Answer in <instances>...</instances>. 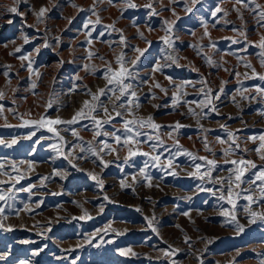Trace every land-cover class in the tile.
Instances as JSON below:
<instances>
[{
	"label": "rangeland",
	"instance_id": "374dc122",
	"mask_svg": "<svg viewBox=\"0 0 264 264\" xmlns=\"http://www.w3.org/2000/svg\"><path fill=\"white\" fill-rule=\"evenodd\" d=\"M246 2L0 0V194L11 197L0 201V264H264V199L260 181L252 183L264 169V148L256 151L264 80L252 72L264 75L257 46L264 0ZM121 53L139 98L132 116L120 108L115 116L108 93L100 103L114 119L95 139L91 119L30 123L70 120L105 87ZM209 88L212 104L201 108ZM94 115L107 119L99 108ZM149 116L161 127L135 126L145 135L126 145L123 121ZM176 122L183 127H169ZM241 159L257 167L237 188L230 170L242 166L225 161Z\"/></svg>",
	"mask_w": 264,
	"mask_h": 264
},
{
	"label": "snow or ice",
	"instance_id": "6c2138e0",
	"mask_svg": "<svg viewBox=\"0 0 264 264\" xmlns=\"http://www.w3.org/2000/svg\"><path fill=\"white\" fill-rule=\"evenodd\" d=\"M111 2V0H110ZM194 2H196V0H194ZM248 2H251V0H248ZM237 4H242L244 7L248 6V3L246 2V0H236ZM75 6V5H74ZM134 6V5H131ZM257 8H259V5H256ZM255 10V9H253ZM8 11L10 12H17L18 9L16 7H11L8 9ZM46 11V9L41 8L39 10L38 16H43L44 12ZM190 11V9H189ZM220 9L217 8L215 12L212 13L213 16L216 15V12H219ZM259 17L260 19L257 21V23L261 26L264 27V11H261L259 13ZM71 22V21H69ZM98 22V21H97ZM85 27H87V25H85ZM208 33L205 32V35H207ZM243 35V33H241ZM142 37V34H141ZM143 38V37H142ZM162 39L165 40L166 43H168L169 45H171V40H169L168 37H163ZM246 39V36H245ZM121 42H124V38H121ZM239 41H233V43H238ZM150 43V42H148ZM259 48L264 49V36L261 37L260 41L258 42L257 45ZM16 51H19V49H16ZM135 51L137 53H139L140 55H143V52L145 50L140 49V48H136ZM90 56L92 55L91 53L89 54ZM259 57H260V62H261V66L264 67V51H262L261 53H259ZM21 60H26L27 57L21 56L20 57ZM139 60V56H137L135 61H132V64L135 65L136 62ZM206 62L211 64L212 61L210 58L206 59ZM116 63L119 65L118 69H112L110 66L108 67L107 72L104 75V79L106 80V85L104 88H100L98 89V93L97 94H91V101L89 100H85L83 102V106L81 107V109H79L74 115L73 117L68 120V121H63L59 118L55 119V120H48L46 118H41L40 121H32L30 123H39L41 126H45L47 125H59L62 123H66V124H76L78 123L80 120L82 119H91L96 127V131L94 132V139L95 137L100 136L102 133L99 131V129L103 128L104 124L107 123H111L112 119H114V117L109 113V109L104 106L102 103H100V97L102 96H106L108 93H112V96L109 97V99L113 100V111H115V116H122L123 113L116 110L117 108L120 109H124L128 115L132 116L133 112H132V106L134 105L136 108L140 107L139 104V98L137 96V92L135 90H133L132 88V84L128 83L126 81H129L132 76L133 73L125 66L124 64V54L121 53L120 55L117 56L116 58ZM247 67L251 68V64H247ZM29 69L31 70V65L29 64ZM161 67L160 65H157L155 68H153V72L156 71H160ZM253 72V77L255 76H259L260 80H264V75H259L255 72V69H252ZM5 75H7V72L5 73ZM239 75V74H237ZM156 88H160L161 91H165L163 88H161V85L159 83H156L154 85ZM33 88L36 87L35 83H33L32 85ZM203 91V89L201 90ZM220 91H223V88L220 89ZM257 92L260 93H264V88H257L256 89ZM212 92V90L209 88L208 92L205 93V100H202L199 102V106L201 108L207 107L208 105L212 104V98H210V93ZM3 93L0 92V98H3ZM241 95H243V93H241ZM215 99H219V96H216ZM120 101L119 104H117L116 102ZM179 103V99L176 95V93L173 94V105H177ZM193 103H196L195 101ZM48 107H51V101H49L48 103ZM102 109L104 114L107 116L106 120H102V119H98L94 113L97 111V109ZM86 110V111H85ZM211 111H216L215 106L213 105V107L211 108ZM189 112L196 116L199 115L198 113H196L193 109L189 108ZM139 126V128H144L146 125L152 129H159L161 126L154 123V121L152 120V117L149 116L146 119H139L137 120L136 118L133 119H126L123 121V130H124V137H123V142L126 145H131L134 143H139V141L137 139H135V137H139L140 135H145V133H142L138 130H136L135 126ZM87 127V126H85ZM169 127L173 128V130H178L181 127H183V125H181L179 122H176L175 125H170ZM224 127V126H222ZM49 131H55V129L49 127ZM119 131V130H117ZM72 133L74 136H77L78 133L73 129ZM103 135L107 136L109 135L107 132H104ZM115 141L117 143H119L121 141V136L120 135H116V133H112L111 134ZM169 135H171V133H169ZM228 135L231 137L233 136V133L229 132ZM159 139V138H157ZM218 141L220 143H225V141L220 140L219 138H217ZM251 139L255 140L257 139V137H252ZM258 139L260 141H262L261 145L259 148L256 149L257 152L260 151V149L264 148V135H261L260 137H258ZM0 143H3V141H0ZM13 143H15V141H13ZM104 143L105 147H108L106 142H102ZM178 143V142H177ZM10 146V145H9ZM156 145H153V148H155ZM205 147L207 148V144H205ZM236 147L238 148L239 145H236ZM83 151V149H81ZM225 155L229 154V150H224ZM144 156H148L149 153H140ZM187 155L191 156L193 160L197 159V157L192 156L191 153H186ZM129 155L130 156H135L137 155L136 151H133L131 148H129ZM153 160L155 161H159V156H153L152 157ZM200 160H205L207 162L208 165H210L212 168H215L216 166V161L215 160H207L206 157H199ZM261 159H264V156H261ZM103 162V161H102ZM226 163H231L233 165H240L242 167H236L231 171L232 176L235 177V182H236V187L238 188L240 186V183L243 182V176L245 171L248 168H256V164L252 161H246L244 159H241L239 161L237 160H231V161H225ZM169 166H171V160H169ZM197 169V173L200 170L201 165L197 164L196 166ZM210 173H205L204 175H209ZM95 178V177H93ZM201 179H203V176L200 177ZM150 179V178H149ZM256 181H260V191H261V198L264 199V169H261L259 171L258 174H256L255 176V180L252 181V183H256ZM223 183V180L221 181ZM228 182H229V187L227 190V199L229 203H233L232 201V196H233V189L231 187V184L233 183L231 176L228 178ZM237 196H239V193H236ZM10 196H6L4 194H0V201H6L7 199H10ZM220 199H225L224 195H221ZM245 199H247L249 202H255L253 200V197L251 195H248L245 197ZM4 211L3 208H0V214H2ZM226 215V213H224ZM253 216L258 215L255 212L251 213ZM185 215H187V213H185ZM262 219H264V216H261ZM234 219V217H233ZM149 224L151 225V221H149ZM10 230V229H9ZM155 231V229H153ZM242 230V228L240 229ZM130 251V250H128ZM123 254V253H122ZM167 254V253H166ZM3 257H0V259H2Z\"/></svg>",
	"mask_w": 264,
	"mask_h": 264
}]
</instances>
